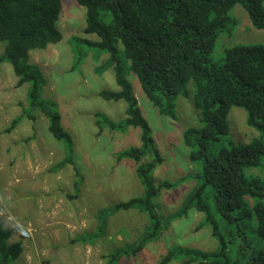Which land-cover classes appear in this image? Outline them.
<instances>
[{
    "label": "trees",
    "instance_id": "1",
    "mask_svg": "<svg viewBox=\"0 0 264 264\" xmlns=\"http://www.w3.org/2000/svg\"><path fill=\"white\" fill-rule=\"evenodd\" d=\"M75 1L86 10L84 33L98 40H70L74 66L83 64L90 52L107 54L108 61L101 70L113 67L119 91L103 90L99 96L126 103L124 119L115 121L98 112L95 125L101 133H126L130 128L140 131V146L117 153L116 161L129 160L137 165L144 193L105 212L138 209L147 215L149 225L136 243L105 256L106 264L136 257L147 244L160 238L170 221L191 211L203 215L201 227L211 230L217 248L207 252L173 247L160 264L175 260L187 264H264V180L247 174L264 166V46L229 48L222 63L213 58L220 32H231L235 25L230 13L236 6L247 11L256 29L264 30V0ZM61 13V0H0V42L5 43L1 60L11 65L18 86H29L27 104H22L21 114L6 132H13L24 120L34 124L39 116L47 120L51 136L64 145L65 157L55 171L74 168L76 193L69 195L74 200L82 184L74 167V140L63 125L57 104L43 96L47 84L44 73L31 63L32 52L63 41L58 28ZM131 74L138 78L160 115L175 120L176 99L191 95L200 113L199 125L183 133L190 160L200 167L189 177L196 181V187L167 219L159 212L157 198L162 190L175 185L167 181L157 185L154 181L164 159L128 78ZM232 108L245 110L247 125L260 134L249 144L237 145L228 138ZM147 157L150 161L144 163ZM101 214L96 231L79 235L75 243L93 244L105 236L108 218ZM11 238L12 231L0 225V264H17L23 255L22 243H11Z\"/></svg>",
    "mask_w": 264,
    "mask_h": 264
},
{
    "label": "rangeland",
    "instance_id": "2",
    "mask_svg": "<svg viewBox=\"0 0 264 264\" xmlns=\"http://www.w3.org/2000/svg\"><path fill=\"white\" fill-rule=\"evenodd\" d=\"M62 13L58 28L63 41L45 50L31 53V63L38 66L47 84L43 96L55 102L65 129L74 140L75 164L82 184L76 199L74 168L55 171L65 157L64 145L48 131V122L39 116L36 124L22 121L11 133L6 129L27 104L29 86H18L9 63L3 62L5 43L0 42V225L12 231L11 243L21 242L23 255L17 264H106L105 256L137 242L149 225L140 210L110 214V208L132 198L141 197L143 186L136 174L137 165L129 160L118 163L116 154L140 146V131L130 128L126 133L105 130L95 125V114L101 112L115 121L126 117V103L105 101L103 90L118 92L113 67H105L109 56L90 52L78 67L70 40L82 37L97 41L84 33L86 10L75 0H61ZM235 25L220 32L213 58L224 60L225 51L235 46H264V30L256 29L242 6L230 13ZM135 95L143 115L150 124L153 137L164 162L157 168L154 181L170 182L157 198L160 214L167 219L177 212L196 187L189 178L200 169L190 160L184 145L185 130L199 125L200 113L189 98L176 99V119L160 115L142 91L138 78L131 74ZM189 89L193 94L194 86ZM229 140L237 145L249 144L260 134L247 125V113L232 108L228 116ZM150 158L144 159V163ZM264 180V166L247 171ZM250 205L254 200L249 198ZM102 213V214H101ZM108 218L105 236L93 244L75 243L79 235L96 231L99 217ZM203 215L191 211L186 217L173 219L164 227L156 241L145 246L136 257L120 264H160L173 247L214 251L217 241L208 227H201ZM170 264H187L175 260Z\"/></svg>",
    "mask_w": 264,
    "mask_h": 264
}]
</instances>
